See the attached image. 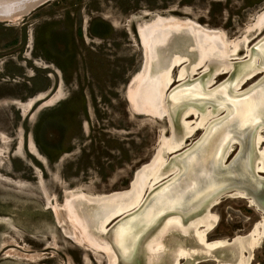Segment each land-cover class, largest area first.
Listing matches in <instances>:
<instances>
[{"label": "rangeland", "instance_id": "rangeland-1", "mask_svg": "<svg viewBox=\"0 0 264 264\" xmlns=\"http://www.w3.org/2000/svg\"><path fill=\"white\" fill-rule=\"evenodd\" d=\"M262 9L264 0H48L13 22L0 20V264H108L104 250L82 241L61 207L72 191L95 195L127 189L135 171L155 157L161 135L170 134L167 120L136 114L126 99L128 85L143 65L137 24L155 15H173L218 30L223 39L239 41L232 55L235 71L248 62L245 52L264 35V28L251 27ZM253 51L264 61V45ZM182 65L172 68L174 79ZM203 69L181 81H189L188 88L169 97L175 81L165 98L221 104L211 125L232 117L236 103L264 83L257 72L229 91V73H222L205 89L200 84ZM253 82L246 96H236ZM57 92L59 96L47 102ZM38 94L44 97L25 113L12 103H26ZM206 132L198 129L185 145ZM29 139L42 161L27 150ZM237 149L234 142L225 164ZM210 210L215 221L206 231L208 241L235 234L247 239L261 219L260 210L230 194L219 197ZM132 222L117 229L111 240L121 257ZM104 237L97 236L101 241ZM199 243L191 231L167 232L152 264H172L173 250L180 246L191 252ZM246 252L251 257L245 264H264V232ZM236 254L237 247L230 243L209 254L180 258V264H234L230 262ZM138 261L145 264L139 253Z\"/></svg>", "mask_w": 264, "mask_h": 264}, {"label": "bare ground", "instance_id": "bare-ground-1", "mask_svg": "<svg viewBox=\"0 0 264 264\" xmlns=\"http://www.w3.org/2000/svg\"><path fill=\"white\" fill-rule=\"evenodd\" d=\"M36 1L0 0V20L13 22L19 19L35 7ZM253 26L257 31L264 28V9L258 13ZM136 34L142 47L143 65L128 85L125 93L127 102L136 114L167 120L170 134L167 137L161 135L155 157L135 171L127 189L95 195L72 191L65 196L61 208L73 227L77 228L82 241L104 250L108 264H137L138 253L143 256L145 264H152L153 258L161 253L164 234L170 231L182 234L191 231L200 242V248L191 252L180 246L173 250L172 264H180V258L191 257L192 253L209 254L212 249L230 243L237 247L235 259L230 263L245 264L251 257V254L245 253L246 248H253L263 236L264 212H261L255 229L247 234V239L235 234L232 239L208 241L205 235L215 221L211 206L224 194L244 198L264 211V176L260 175L264 173V134H261L264 129V83L247 96L249 88L257 80L237 92L240 94L236 96L246 97L236 103V113L212 125L214 115L222 110L221 104L210 105V101L206 100L174 103L165 97L175 81L179 82L174 88L171 87L169 97L188 88L189 81H181L193 77L201 67L205 72L201 73L200 84L205 89L212 84L214 77L222 73H229L226 79L229 91L238 89L257 72L261 73L263 79L264 61L253 50L261 49L264 45V35L253 43L252 49L248 48V52H245L249 56L248 62L234 71L232 55H235L239 41L223 39L218 30L204 28L173 15H155L150 21L137 24ZM243 40L245 42L247 38ZM182 62L184 65L174 79L171 70ZM208 64L215 66L210 68ZM220 85L222 82L210 88V91ZM58 96L57 92L47 102L54 101ZM43 97L38 94L26 103L16 100L12 103L25 113ZM189 116L193 117L192 121H186ZM198 129L202 133L209 130L185 145ZM234 142L238 143L237 152L225 164ZM21 144L20 139L17 146L19 151ZM27 150L40 161L43 160L31 139L27 142ZM176 174L179 175L174 178ZM168 184L173 185L166 189ZM229 187L233 189L225 190ZM118 217L120 219L105 230ZM131 222V237L127 238L126 251L121 257L111 240L115 239L117 229L119 231ZM150 227H154L152 232L141 243V238ZM99 233L105 236L102 241L97 238Z\"/></svg>", "mask_w": 264, "mask_h": 264}, {"label": "water", "instance_id": "water-1", "mask_svg": "<svg viewBox=\"0 0 264 264\" xmlns=\"http://www.w3.org/2000/svg\"><path fill=\"white\" fill-rule=\"evenodd\" d=\"M39 1H40V0H39ZM39 1H38V0L36 1V5H35V7L38 6V5H40V4H42V3H44V2H46V1H48V0H41V2H39ZM35 7H34V8H35ZM32 9H33V8H32ZM29 11H30V10H29ZM29 11H28V12H29ZM228 155H229V154H228ZM232 189H233V187H229V188H226L225 190H232ZM256 208H257L258 210H260V212H262V213L264 212L260 207H257V206H256ZM119 219H120V217H118L116 220H114L113 223L117 222Z\"/></svg>", "mask_w": 264, "mask_h": 264}]
</instances>
